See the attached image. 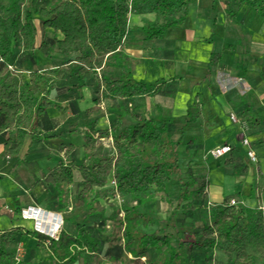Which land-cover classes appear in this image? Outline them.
<instances>
[{
	"label": "trees",
	"instance_id": "1",
	"mask_svg": "<svg viewBox=\"0 0 264 264\" xmlns=\"http://www.w3.org/2000/svg\"><path fill=\"white\" fill-rule=\"evenodd\" d=\"M42 0H0V57L4 64L0 73V135L13 132L3 143L4 153L17 157L26 140L41 141L37 134L39 123L46 116L48 108L54 107L51 98L59 96L58 81L61 65L74 61L70 77L93 75L96 79L92 102L100 105L106 99L129 100L138 97L162 96L174 98L177 94L179 77L155 81L135 80L129 67L127 56L123 53V40L127 32L130 14H155L162 22L148 21L141 28L146 40L161 39L168 29L182 24L187 15V7L197 0H134L132 10L127 7L128 0H64L48 8H37ZM230 19L235 18L233 6H247L264 17V0H224ZM182 11L180 17H175ZM37 14L41 31L52 30L53 37L42 35V41L36 43L37 30L33 15ZM61 35V39L57 35ZM212 38L207 42H211ZM23 47V57L33 68L29 72V83L22 84L20 75L7 70L9 62L19 55ZM226 49L232 50L231 46ZM35 51L49 57L52 53L62 56L59 65L52 69L39 70ZM73 58L68 60V57ZM107 57L106 61L104 59ZM222 61L221 54L211 53L209 67H216ZM78 64V65H77ZM108 67H119L118 77L99 74ZM212 71L209 70L206 79ZM199 98L198 96L195 97ZM200 102L194 101L187 106L179 128L180 139L173 141L169 128L174 122L171 112L156 105L153 118L138 120L121 128L123 114L106 130H97V120L88 124L84 137V153L87 164L77 165L75 154L66 151L65 161H59L43 179L49 188L61 193L62 187L74 182V171L80 173L86 188H102L111 176L114 188L123 194H139L154 189L166 192L171 177L181 174L178 148L183 142V132L197 122L201 115ZM59 111L62 109L58 108ZM257 117L246 118L249 128L259 126ZM54 138V137H48ZM111 139L115 155L105 157L96 150L97 139ZM193 144L191 139L186 148ZM236 174L243 169L232 163ZM190 182L179 179L178 204L187 202L190 185L197 187L196 196L203 195L207 182L191 176ZM85 190V189H84ZM210 208L211 226L204 228L207 241H185L178 238V245L169 244L166 235L158 233L142 234L137 238L127 233H112L107 242L99 239L94 227H80L76 234L62 231L58 240L46 242V238L32 229L14 228L0 232V264H98L96 259L104 257L118 262L125 253L133 254L138 260L147 257L149 250L166 247L169 264H180L184 258L192 256L194 250L209 253L214 249L228 256L227 264H258L256 257L246 254L244 249L264 251V211L251 209L243 205L237 207L225 202L213 204ZM139 218L142 215H138ZM19 237L37 241V248L45 250L49 257L45 262H16L7 252L9 244ZM137 249V250H136ZM233 255V256H232Z\"/></svg>",
	"mask_w": 264,
	"mask_h": 264
},
{
	"label": "crops",
	"instance_id": "2",
	"mask_svg": "<svg viewBox=\"0 0 264 264\" xmlns=\"http://www.w3.org/2000/svg\"><path fill=\"white\" fill-rule=\"evenodd\" d=\"M61 1L64 0H42L37 8L52 7ZM205 2L204 7L201 6L202 0H197L195 4L189 5L184 22L168 29L166 34L157 40H146L141 31L144 20H152L155 18V14L129 15L127 32L123 40V53L127 56L129 67L133 71V78L137 81H155L179 77L182 81L178 84L177 94L174 98L155 96L129 100L106 99L103 101L107 106L104 109L92 102L96 85L94 76L72 78L70 73L76 62L71 61L61 65L58 81L59 96L56 98L55 93H52L54 107L47 109L46 116L36 129L42 140L31 141L28 138L19 156L9 157L4 153L3 143L7 137H13V132L0 135V232L17 227L31 229V222L19 219V212L27 207H37L46 212L60 213L65 220L64 213L56 205L59 199H53L56 204L52 202L54 189H49L43 183V179L59 161H62L61 158L67 150L66 146L74 154L75 152L77 154L79 149L84 151L85 133L81 134L83 127H81L80 121L87 111L90 112L88 121L97 120V126L104 122L107 123V128L97 129L96 126L97 130L109 129L110 120L116 119L115 112L121 115L127 110L134 109L132 113L137 117L144 115L148 106L152 107L154 114L156 105L169 110L174 122H177L183 121L182 118L186 114L188 105L194 101H200L199 98L195 100L196 96L205 99V95H207L214 107L219 110V114L223 112L230 115L246 111L248 116L257 117L256 121L259 126L253 128L249 133L254 134L261 131L260 128L264 126V17L247 6L241 8L233 6L235 18L230 19L224 0H205ZM33 17V23L37 30L36 43L39 44L42 41L43 34L47 38H52L54 35L52 30H39L37 23L39 24L40 17L37 14H34ZM206 19L208 20L207 29H205L204 22ZM134 33H138V35L136 36ZM57 38L61 39V35L58 34ZM210 38L212 41L207 42ZM227 45L231 46L232 50L226 49ZM19 47V55L15 56L9 64L13 67L14 72L20 75V82L28 84L29 72L33 65L23 57V47ZM211 53L222 56L221 63L212 68L209 67ZM35 57L39 70L52 69L62 61V56L57 53L45 57L35 51ZM72 58L73 55L69 56L68 60ZM106 59L107 57L104 61ZM209 70L212 71V74L206 79ZM120 73L121 68L119 67H108L99 71V74L114 77H118ZM219 78L222 83L223 81H232L234 85L219 89L217 86ZM185 83L191 87L186 97L181 99V88ZM249 91L257 98V105H251L241 99ZM200 103L203 105L201 106L202 115L197 122L189 126L192 128L190 137L197 138L202 132H205L207 138L215 137L217 134L226 136L227 132L222 128V119L216 112L211 114L210 119L214 120L213 125H210L212 127L209 130L204 129V102ZM95 107L96 109H94ZM58 108L62 110L59 111ZM128 117L129 115L124 116L123 121ZM193 125L200 126L199 135L196 134L197 132L193 133L195 130ZM208 125L206 124V127ZM217 127L219 128L218 133H214L213 131ZM240 132L234 134L238 141H241L242 138ZM50 136L54 138H48ZM258 137L262 136L258 135ZM261 140L259 139V142ZM223 142L230 144L226 140ZM213 143L211 147L217 146L218 142L213 141ZM230 145L236 158L231 160L233 151L226 158H229V163L242 168V174H236L233 168L225 164L226 162L218 161L212 168L202 163V170L192 171L195 178L204 179L207 182L203 193L206 203L213 205L225 202L228 205L238 204L251 209L264 208V157L261 156V153L259 154L261 151L259 148L262 145L258 147L255 143L250 144L251 149L253 148L252 151L259 159L258 166L256 163H250L246 156V150L242 156L237 146ZM193 148H195V155H198L201 149L202 151L206 149L202 142L198 141H195ZM196 163L193 160L190 164ZM78 174L80 175L79 172ZM216 176H218L217 180ZM110 179L112 178L110 177ZM77 182L79 183L77 184ZM73 186L75 192L77 189L86 188L82 178L79 181L74 179L73 184L68 188ZM62 188L67 189L65 186ZM6 208L13 212H8ZM17 244H27L39 249L36 246V240L19 237L14 243L8 245L7 252L10 255L13 253L12 248H15ZM244 252L254 255L258 264H264V257L259 253H264L263 251L246 247ZM38 253L41 262H45L49 257V254L42 249H39ZM22 261L35 263L32 260Z\"/></svg>",
	"mask_w": 264,
	"mask_h": 264
},
{
	"label": "rangeland",
	"instance_id": "3",
	"mask_svg": "<svg viewBox=\"0 0 264 264\" xmlns=\"http://www.w3.org/2000/svg\"><path fill=\"white\" fill-rule=\"evenodd\" d=\"M204 4L206 5V2L205 0H202L201 6L204 7ZM181 15L182 11L175 15V17H180ZM148 21L149 20H144V25ZM150 21H157L161 23L162 19L155 16V18ZM204 22L205 29H207L206 27H208V20L206 19ZM37 25L40 30L38 23ZM134 35L137 36L138 33H134ZM228 85L233 86L234 83H232V81H223L222 83L219 78V82H217V86H219V89H224ZM236 86L238 88V85ZM190 87L191 86L188 83H185L183 85V87L181 88V99H184L186 97V94L188 93ZM241 99L245 100L248 103H251V105L258 104L257 98L251 91L244 94ZM198 100H200L199 102H204V129L209 130L212 127L210 125H213L212 123L214 120L210 119L211 114H213V112L215 114L216 112L218 113V117L222 119V128H224L225 132L227 133L226 136L217 134L215 137L207 138L205 132H202V134H200V126L193 125L195 129L193 130V133L197 132L196 134H200L197 138L193 139L192 136L190 137V134H192V128L188 127V129L184 130L183 142L182 145L178 148L179 166L181 168L179 179H181V181L183 182L190 183L192 177H189L188 173L186 172L187 170L191 172L192 176V171L202 170V163H205V165L210 168L216 166L217 160L212 159L210 156L211 149L215 147H211L212 144H214L213 141L218 142L217 145H222L227 144L223 142L226 140V142L237 146L242 156L244 155L246 150L242 145V142L238 141L237 137L234 135L241 130L238 125L232 123L229 115L223 112L219 114V110L214 107L211 101L207 98V95H205V99H203L202 97L200 99L199 97ZM104 103L105 102L100 104V106L106 109L107 106ZM148 108L150 109L149 111ZM94 109H96V107ZM133 111L134 109L131 111L127 110L122 113L123 116L129 115V117L124 121L122 120L121 128L129 126L136 122V119L133 116L134 113H132ZM114 114L116 117L119 116L116 112ZM89 115L90 112L88 113L87 111L80 121V125L81 127H83L81 134L86 133L88 127L87 124L92 121H88ZM155 115L156 110L153 114L152 107L148 106L146 109V113L142 116L139 115L137 117L139 121H142V118H153ZM235 115L240 123L245 124L244 133L250 144L252 145L253 143H255L258 145V147L262 145L261 148H259L261 149L259 154L261 153V156L264 157V140H261L264 139V126L260 128V132H255L254 134H252V132L249 133L252 129L249 128L248 122L246 120V118L248 117V113L246 111H242ZM114 122L115 119L112 118L109 125L111 126ZM206 124L209 125L206 127ZM182 125L183 121H177L173 122V124L170 126L169 135L173 141H177L180 139L181 135L179 133V128ZM107 126V123L104 122L103 124L98 125L97 129H102V127L107 128ZM71 129L72 127L70 128V130ZM218 129L219 128L217 127L213 132L218 133ZM258 135L262 137L259 138ZM191 139H193V144L189 148H186L188 142ZM259 139L261 140L260 142ZM195 141L202 142L203 147L206 148L204 149V151H202L201 149L198 152V155H195V148H193ZM66 148V151L71 152L68 149V146H66ZM96 150L99 154L105 157H112L115 155L113 143L110 138L97 139ZM235 158L236 154L233 151L231 160H234ZM65 159L66 155L64 154L61 160L65 161ZM74 160L77 165L87 164L85 153L80 149L77 151V154L75 152ZM193 160L200 164H190ZM229 161V158L218 160V162L220 163ZM250 163L252 162L250 161ZM258 164L259 159L257 158L256 165L258 166ZM73 175L76 181L81 180V177L77 171L74 172ZM110 177L107 178V183L102 188L94 187L92 189L84 188L85 190L77 189V191L75 192L73 186L70 189L68 187H66L67 189L61 188V193L53 190L54 197H52V202L56 204L53 199H59L56 205L60 207V211L65 215V225L63 227V231L75 235L76 231L80 227H94V229L97 230V236L103 242H107L108 237L112 233L116 232H119L121 235L127 233L129 236L137 238V240L138 236L142 234L158 233L159 235H166L169 244L173 247H176L178 245V238H181L185 241H207L208 237L204 233V228L211 226L213 223V220L210 217V208L212 206L206 203L204 195H201L199 198L196 196L197 187L195 185H190L189 200L187 202L178 204L180 183L177 175L171 177L166 192L162 193L157 192L154 189H150L139 194H123L117 192L111 183L112 179H110ZM217 179L218 176H216V180ZM78 183L79 182H77V184ZM231 205L235 207L238 206V204ZM138 215H142V217L139 218ZM105 248L106 245H104L103 247V253L96 259L98 264H138L137 258H135L134 255L130 253H125L118 262L108 259L104 257ZM12 249L13 253L11 254V257L13 260H15V258L17 257L18 261L32 260L35 263H38L37 261L41 262L38 253L39 249L31 247L27 244H17L15 248ZM259 253L262 257H264V253ZM227 260L228 256L218 249H214L209 253H205L201 250H194L192 252V256L190 255L188 258H184L180 261V264H227ZM139 261L143 264H169L166 247L157 250H149L147 257H141Z\"/></svg>",
	"mask_w": 264,
	"mask_h": 264
},
{
	"label": "built area",
	"instance_id": "4",
	"mask_svg": "<svg viewBox=\"0 0 264 264\" xmlns=\"http://www.w3.org/2000/svg\"><path fill=\"white\" fill-rule=\"evenodd\" d=\"M133 1L134 0L127 1V7L129 11L132 10ZM2 64H4V61L0 57V73H1ZM7 70L10 72H14V69L10 64L7 65ZM229 117L232 123L238 125L242 132L241 142L242 145L246 148L247 158L252 163H257L256 155L251 149L250 142L245 137V133H244L245 124L240 123L236 118V115L233 113H231ZM232 151L233 148L231 145H227V144L217 145L213 149H211L210 156L212 159L218 161L230 156ZM111 183L114 186L113 180L111 181ZM260 209L264 211V208H260ZM6 210L10 213L13 212L7 208ZM19 219H21L22 221L31 222L32 223L31 229L36 233L45 237L47 243H49L51 240L54 241L58 240L61 232L63 231L64 221H65L60 213L46 212L37 207H27L25 209H22L19 212ZM15 261L19 262L17 257L15 258Z\"/></svg>",
	"mask_w": 264,
	"mask_h": 264
}]
</instances>
